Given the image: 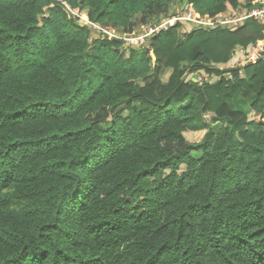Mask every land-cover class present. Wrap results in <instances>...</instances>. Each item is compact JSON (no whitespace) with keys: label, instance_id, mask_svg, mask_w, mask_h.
<instances>
[{"label":"trees","instance_id":"1","mask_svg":"<svg viewBox=\"0 0 264 264\" xmlns=\"http://www.w3.org/2000/svg\"><path fill=\"white\" fill-rule=\"evenodd\" d=\"M63 3L120 34L185 4L264 6L0 0V264H264V51L227 67L264 24L178 20L132 44Z\"/></svg>","mask_w":264,"mask_h":264},{"label":"built area","instance_id":"2","mask_svg":"<svg viewBox=\"0 0 264 264\" xmlns=\"http://www.w3.org/2000/svg\"><path fill=\"white\" fill-rule=\"evenodd\" d=\"M64 8L67 13L72 16L77 22L88 24L95 31V38L103 37L106 35L108 38H119L124 40L126 43L138 44L143 43L145 39L152 35L153 33H158L163 30L168 29L171 26H174L178 20L191 21L205 27H210L215 24H231L238 22L247 17H253L260 24H264V6L262 7H253L246 14H230L226 18H223L221 14L216 15L214 18L209 17L208 15H201L198 12L194 11L191 6L185 4L184 11L178 15L167 16L164 20L157 24L147 25L142 27L141 33L128 32V33H118L113 27L103 26L96 22L91 21L84 12L79 11L78 9L71 8L67 4L63 3ZM264 32V30H263ZM264 51V37L257 41L255 44L249 48H237L233 51L232 61L227 64V67H239L249 62H254L261 57ZM208 75L195 73L188 75V79L191 81H197L202 83L208 79Z\"/></svg>","mask_w":264,"mask_h":264},{"label":"rangeland","instance_id":"3","mask_svg":"<svg viewBox=\"0 0 264 264\" xmlns=\"http://www.w3.org/2000/svg\"><path fill=\"white\" fill-rule=\"evenodd\" d=\"M264 0H255V2H263ZM168 74H169V71H167L164 75H162L161 77H159V78H157V81H162V82H165L166 80H167V76H168ZM207 80H209V81H212V79H211V77H208V79ZM206 81V80H205ZM123 108V105H121L120 107H119V109L118 110H121ZM121 113V112H120ZM249 115H251V114H249ZM108 117L107 118H105V119H107V121L109 120V115H107ZM209 116H210V114L209 115H206L205 117L208 119L209 118ZM105 125V124H104ZM202 134H203V131H192V132H186L184 135H185V138L187 139V140H189V141H198V140H200V138H201V136H202ZM196 156H197V154H196Z\"/></svg>","mask_w":264,"mask_h":264},{"label":"water","instance_id":"4","mask_svg":"<svg viewBox=\"0 0 264 264\" xmlns=\"http://www.w3.org/2000/svg\"><path fill=\"white\" fill-rule=\"evenodd\" d=\"M152 57L154 58V54L152 53Z\"/></svg>","mask_w":264,"mask_h":264}]
</instances>
